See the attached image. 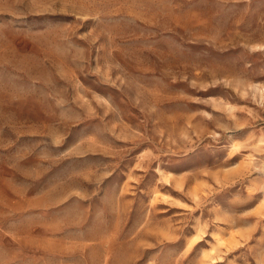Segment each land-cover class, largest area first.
Segmentation results:
<instances>
[{"label": "rangeland", "instance_id": "374dc122", "mask_svg": "<svg viewBox=\"0 0 264 264\" xmlns=\"http://www.w3.org/2000/svg\"><path fill=\"white\" fill-rule=\"evenodd\" d=\"M0 264H264V0H0Z\"/></svg>", "mask_w": 264, "mask_h": 264}]
</instances>
